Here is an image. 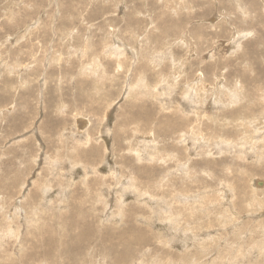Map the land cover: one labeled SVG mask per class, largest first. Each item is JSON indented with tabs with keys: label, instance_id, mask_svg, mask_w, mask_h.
Wrapping results in <instances>:
<instances>
[{
	"label": "rangeland",
	"instance_id": "obj_1",
	"mask_svg": "<svg viewBox=\"0 0 264 264\" xmlns=\"http://www.w3.org/2000/svg\"><path fill=\"white\" fill-rule=\"evenodd\" d=\"M263 208L264 0H0V264H264Z\"/></svg>",
	"mask_w": 264,
	"mask_h": 264
},
{
	"label": "bare ground",
	"instance_id": "obj_2",
	"mask_svg": "<svg viewBox=\"0 0 264 264\" xmlns=\"http://www.w3.org/2000/svg\"><path fill=\"white\" fill-rule=\"evenodd\" d=\"M214 19V18H213ZM78 119V118H77ZM76 119V120H77ZM79 120V119H78ZM83 120V119H82ZM84 121V120H83ZM76 123V122H75ZM82 123V122H81ZM79 124V123H78ZM82 124H84V123H82ZM77 125V124H76ZM85 125V124H84ZM77 127V126H76ZM87 127V126H86ZM80 129V128H79ZM78 131V130H77ZM83 131V130H82ZM264 209V208H263ZM264 214H262V216H263ZM121 216V215H120Z\"/></svg>",
	"mask_w": 264,
	"mask_h": 264
}]
</instances>
